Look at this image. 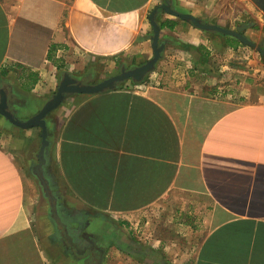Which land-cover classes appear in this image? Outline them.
Returning <instances> with one entry per match:
<instances>
[{
	"label": "crops",
	"instance_id": "1",
	"mask_svg": "<svg viewBox=\"0 0 264 264\" xmlns=\"http://www.w3.org/2000/svg\"><path fill=\"white\" fill-rule=\"evenodd\" d=\"M259 0H0V264H264ZM44 182L46 185H43Z\"/></svg>",
	"mask_w": 264,
	"mask_h": 264
},
{
	"label": "water",
	"instance_id": "2",
	"mask_svg": "<svg viewBox=\"0 0 264 264\" xmlns=\"http://www.w3.org/2000/svg\"><path fill=\"white\" fill-rule=\"evenodd\" d=\"M259 7L262 9L264 12V0H259L258 1ZM176 17L185 20L189 23H192L195 27L205 30V31H213V32H218L224 35L231 36L235 39H237L240 43H242L245 46L251 47V48H256L261 55L264 56V50L261 49L260 47H256V45L250 41L247 37H245L242 34V30L238 29L236 31H231L228 29H223L218 26L214 25H209V24H204L200 20H198L195 17H192L190 15H184V14H178V13H173ZM155 16H156V11H154L150 15V21L153 27V58L146 63L145 65L134 69L132 71H124L120 75L114 76L112 78H109L95 86L91 87H81V86H76V85H71L70 81L67 79L65 80L60 87L58 88V91L56 95L54 96L52 102L48 104L46 107L43 108V110L36 115L35 117L31 118L28 121L22 122L17 120L12 114H10L7 111V105H6V98L3 95L1 100H0V115L4 116L10 123H12L14 126H17L22 129H29L33 127H40L41 128V139H42V145L39 153V166L37 167V174L41 176V167L44 162V152L46 147L48 146V141H47V127H46V122L45 118L48 114H50L53 110L59 107L61 104L62 100L64 99L65 94L67 93H78V94H86V95H94L101 93L105 90L108 89H114L118 86V84L132 79L134 81H141L143 77L149 73L155 66V64L158 62L160 58V48L158 47V40H159V27L157 26L155 22ZM43 185H46L44 182H42Z\"/></svg>",
	"mask_w": 264,
	"mask_h": 264
}]
</instances>
